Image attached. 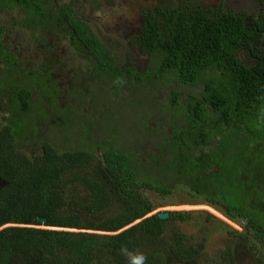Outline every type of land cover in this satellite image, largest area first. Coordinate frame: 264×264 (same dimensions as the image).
Wrapping results in <instances>:
<instances>
[{
	"label": "trees",
	"instance_id": "obj_1",
	"mask_svg": "<svg viewBox=\"0 0 264 264\" xmlns=\"http://www.w3.org/2000/svg\"><path fill=\"white\" fill-rule=\"evenodd\" d=\"M6 7L22 10L16 26L70 33L87 63L71 76L75 102L60 107L57 86L49 89L41 70L39 78L20 71L0 26V82L7 77L0 88L7 114L0 116V264H134L141 254L144 264L206 260L204 244L188 241L172 222L201 229L212 216H147L164 206L149 194L176 198L167 205L215 208L243 229L222 222V232L264 264V0L253 11L201 0L143 9L132 40L108 39L134 41L144 68L117 65L118 55L72 2L0 0V15ZM188 86L201 91L183 95ZM131 100L156 103L159 121L121 110ZM87 109L102 118L77 134L69 126ZM132 118L157 133L154 140L104 144L106 130Z\"/></svg>",
	"mask_w": 264,
	"mask_h": 264
},
{
	"label": "rangeland",
	"instance_id": "obj_2",
	"mask_svg": "<svg viewBox=\"0 0 264 264\" xmlns=\"http://www.w3.org/2000/svg\"><path fill=\"white\" fill-rule=\"evenodd\" d=\"M56 5H61L65 3L72 2L74 6L79 9V13L84 14L85 17L88 19L89 24L93 27L96 31L98 30V35L101 37L102 40L106 42L108 41V46L111 47L112 51H114L117 56V65L125 64V63H135L141 68H144L147 60L145 57L140 56V50L137 46L135 48L134 41H131V44L128 46H124L121 44H116V42H109L108 37H117L122 35L128 36L130 39L133 36H136L139 33V26H140V19H141V12L143 9H147L152 7L155 4H162L166 3L167 0H53ZM92 2L95 1L97 5H91ZM173 2H179V0H171ZM223 1L225 6L233 8L234 11H239L242 8L248 10H255L256 4L258 0H201L204 5L208 6H216ZM98 6H100L101 10H98ZM97 11V12H96ZM13 18L19 16V14L15 13L12 14ZM6 18L10 19L9 16ZM17 30V28L15 29ZM30 33L23 32L19 34V38H28ZM132 40V39H131ZM16 42V41H15ZM52 42V41H51ZM54 44V43H53ZM64 42H60V46H65ZM128 50V52H127ZM130 51V56H129ZM133 51V53H132ZM70 53L69 58L67 56L65 61L71 58V66H81L87 63V60L81 61L80 59H75L74 56H71ZM62 55V54H61ZM84 62V63H82ZM66 80H68L66 78ZM7 84V77H3L0 82V88L4 89ZM75 84L79 85L77 81ZM66 86V85H65ZM201 91V87H184L182 94H187L190 91L193 93H197ZM127 90H123L122 94L127 93ZM64 96V98H62ZM75 99L74 93L72 89L63 90L61 94V104L60 107L66 104L67 100ZM158 100H162L165 98V95L158 93L157 96ZM127 107H122L121 110H126L127 113L135 114L138 110L144 112L143 119L154 118L153 120L159 117V112L154 114V110L156 108V103L153 105L149 103L147 100V105H140L135 100L129 101ZM162 101H159L161 104ZM136 105V108H134ZM47 106V105H45ZM86 109V108H85ZM87 114L90 115H83L82 113L76 114V120L74 123H71L69 127L75 129L77 134L81 133L83 130L84 124L90 120L92 117H96L98 120V116L101 119L100 115L97 116V111H90L87 109ZM6 116V113L4 114ZM157 115V116H156ZM134 116V115H133ZM155 116V117H154ZM132 117V116H131ZM2 118V117H1ZM127 118H130L129 116ZM128 121V120H127ZM134 121V123H132ZM137 119L134 118L128 121V124L123 121L120 125H117L118 128L113 129V131H107L103 138L104 144H116L121 141H125L126 143L135 144L136 141L144 142L148 139H153L157 136V133L154 132H143L141 123L136 122ZM76 124V126H74ZM153 125V124H151ZM74 126V127H73ZM120 133V136L116 134ZM152 196L154 203H163L164 206H158L155 209L156 211H204L208 212L212 216V220L209 222L201 220L202 227L199 229L196 224L186 223L181 224L180 221L174 220L172 223H175V228L179 229L184 235H187L188 241L194 243H202L204 244L203 252L205 254L206 260L201 262L194 261L193 264H256L257 260L253 253L245 246L241 239H230L226 236V231L222 232L223 228L226 229L227 227H223L222 222L224 221L227 224V219L223 215H220L216 212L215 209L206 205V204H199L195 203L192 205H167L170 201L175 202V197H170L161 199L158 194H149ZM230 227L241 230L240 227L234 223L229 222L228 224ZM8 226V225H7ZM204 239V240H203ZM203 240V241H202ZM201 241V242H200ZM188 264V263H185Z\"/></svg>",
	"mask_w": 264,
	"mask_h": 264
},
{
	"label": "flooded vegetation",
	"instance_id": "obj_3",
	"mask_svg": "<svg viewBox=\"0 0 264 264\" xmlns=\"http://www.w3.org/2000/svg\"><path fill=\"white\" fill-rule=\"evenodd\" d=\"M15 13L19 14L18 17L23 16L22 10L19 7H6L0 15V26H3V29L5 30L2 33L5 40L4 47L8 48L10 52L16 54L21 72L23 70H33L36 73L35 75L39 78V71L41 70L44 78L43 80H45L49 89H52L54 84L57 86V93L55 95H58L59 93L58 99L61 103L62 91L71 89V76L75 73V71L86 66V63L79 67L76 65L71 66V58L69 59V61H65L64 57L67 56L69 58L70 53H72L71 56H74L75 59L77 58L83 61L86 58L84 52L82 50H76L73 45L70 33L59 31H57L56 33H53V31L43 32L42 30L38 29L32 32L30 30L22 28L21 26L14 25L11 22H14L15 18H13L12 14ZM7 16H9L10 19L6 18ZM16 28L17 30H15ZM23 32L30 33L28 34L29 37L19 38V34ZM60 42H64L66 45L60 46ZM66 78L68 80H66ZM49 93H51L52 95L48 97L55 96L53 95L52 90H50ZM33 96H38L37 90L33 91ZM62 98H64V96H62ZM46 99L51 100L53 98ZM46 99H44V103L47 105L48 101ZM67 101L74 103L75 99L71 98ZM1 112L2 111L0 110V116L2 117V115L5 114L6 111H3V113ZM238 226L241 229L240 231H242V227L240 225ZM226 236L230 238L228 232L226 233Z\"/></svg>",
	"mask_w": 264,
	"mask_h": 264
},
{
	"label": "clouds",
	"instance_id": "obj_4",
	"mask_svg": "<svg viewBox=\"0 0 264 264\" xmlns=\"http://www.w3.org/2000/svg\"><path fill=\"white\" fill-rule=\"evenodd\" d=\"M209 206V205H208ZM211 207V206H210ZM213 208V207H212ZM213 209H215V208H213ZM216 210V209H215ZM156 212H161V211H156ZM155 211H153V212H151V213H149L147 216H150V215H152V214H154V213H156ZM216 212H217V210H216ZM217 213H221V212H217ZM220 215H223L222 213L220 214ZM224 217H226L225 215H223ZM227 218V217H226ZM226 221H227V224H229V222L231 221V222H234V221H232V220H230L229 218H227V219H225ZM139 221V220H138ZM137 221V222H138ZM224 222V221H223ZM225 223V222H224ZM235 223V222H234ZM145 259H146V257L143 255V254H141L139 257H137L136 259H135V261H134V264H144V262H145Z\"/></svg>",
	"mask_w": 264,
	"mask_h": 264
},
{
	"label": "water",
	"instance_id": "obj_5",
	"mask_svg": "<svg viewBox=\"0 0 264 264\" xmlns=\"http://www.w3.org/2000/svg\"><path fill=\"white\" fill-rule=\"evenodd\" d=\"M0 183H1V181H0ZM158 217H159L160 219H166V218L169 217V212H168V211L159 212V213H158ZM38 221H39L40 223H45V222H46V219L40 217V218H38Z\"/></svg>",
	"mask_w": 264,
	"mask_h": 264
}]
</instances>
